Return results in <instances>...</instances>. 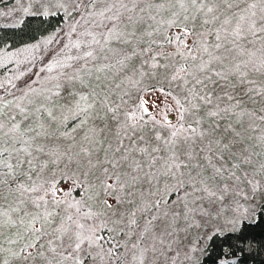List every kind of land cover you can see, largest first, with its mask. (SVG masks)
Wrapping results in <instances>:
<instances>
[{
	"label": "snow or ice",
	"instance_id": "obj_1",
	"mask_svg": "<svg viewBox=\"0 0 264 264\" xmlns=\"http://www.w3.org/2000/svg\"><path fill=\"white\" fill-rule=\"evenodd\" d=\"M17 4L63 26L0 50V264H247L264 0Z\"/></svg>",
	"mask_w": 264,
	"mask_h": 264
},
{
	"label": "trees",
	"instance_id": "obj_2",
	"mask_svg": "<svg viewBox=\"0 0 264 264\" xmlns=\"http://www.w3.org/2000/svg\"><path fill=\"white\" fill-rule=\"evenodd\" d=\"M8 0H0V5L6 4ZM63 22L59 16L41 17L37 15H26L20 24L16 26H0V49H15L37 41L47 35ZM260 229L255 232L259 233ZM219 249L214 250L211 245L205 257H215ZM244 255L247 256V264H264V237L257 236L256 242L252 243L250 249L246 248ZM204 257H202V260ZM206 264H211L207 260Z\"/></svg>",
	"mask_w": 264,
	"mask_h": 264
},
{
	"label": "rangeland",
	"instance_id": "obj_3",
	"mask_svg": "<svg viewBox=\"0 0 264 264\" xmlns=\"http://www.w3.org/2000/svg\"><path fill=\"white\" fill-rule=\"evenodd\" d=\"M21 3H23L25 6L29 3V0H21ZM19 5L17 4V0H8L6 4L0 5V26H16L20 24L22 19L26 16L23 14L22 11H13L14 9H17ZM63 23L59 26L62 27ZM52 32V31H51ZM49 34V33H48ZM42 38V37H41ZM41 38H39L37 41H39ZM37 41L33 42L36 43ZM32 44V43H30ZM29 45V44H27ZM25 46V45H24ZM24 46H20L15 49H7V48H2L0 50H11V51H16L18 49L23 48ZM4 58V53L3 51H0V60H3ZM22 59V57H13L11 60V63H9V69L11 71H15L17 67L20 65L18 64V61ZM7 63V61H5ZM0 72H4V69H0ZM7 73H5L6 75ZM2 78V77H0Z\"/></svg>",
	"mask_w": 264,
	"mask_h": 264
}]
</instances>
